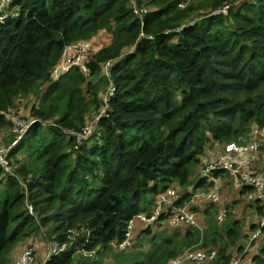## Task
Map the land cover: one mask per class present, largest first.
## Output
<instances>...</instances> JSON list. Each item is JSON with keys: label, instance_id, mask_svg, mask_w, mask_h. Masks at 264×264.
I'll return each instance as SVG.
<instances>
[{"label": "trees", "instance_id": "obj_1", "mask_svg": "<svg viewBox=\"0 0 264 264\" xmlns=\"http://www.w3.org/2000/svg\"><path fill=\"white\" fill-rule=\"evenodd\" d=\"M10 8L0 22V146L18 142L10 169L0 167V264L42 228L72 244L46 264H88L90 253L91 264H127L128 254L131 264H167L191 248L215 254L185 264H264V227L246 245L264 215L247 186L232 185L248 203L246 221L230 206L222 220L206 208L202 227L203 200L189 207L198 227L171 224V207L152 222L135 219L151 217L168 187L183 203L208 186L198 176L184 189L213 143L243 144L264 129V0H12ZM81 41L85 71L51 78L65 46ZM89 128L86 138L73 134ZM258 142L253 166L264 169V136ZM132 220L128 249L112 248Z\"/></svg>", "mask_w": 264, "mask_h": 264}, {"label": "built area", "instance_id": "obj_2", "mask_svg": "<svg viewBox=\"0 0 264 264\" xmlns=\"http://www.w3.org/2000/svg\"><path fill=\"white\" fill-rule=\"evenodd\" d=\"M12 0H0V22H3L6 18L13 16L11 13L10 3ZM225 12V11H224ZM89 47V42L81 41L76 44L66 45L63 53V57L59 65L53 70L51 78H56L60 74L68 71L73 66H78L80 69L85 71L84 61L86 59L87 50ZM108 64L105 66V68ZM114 90L113 87H110L109 94ZM105 111H101L100 114ZM15 120V119H14ZM35 120L29 121L33 123ZM20 124L19 122H17ZM29 124H25L21 130L26 131ZM92 126V125H91ZM17 130V129H15ZM90 131V128L84 133H73L78 138H86L87 133ZM252 137L249 142L246 143H237L229 142L226 144H221L219 149L215 151L209 150L206 154L210 157H204L201 159L203 163V170L199 174V179H203L205 183H210L208 186H204V189L194 195L192 198H201L209 200L212 203H217L219 200L218 192V181H220L215 174L221 172L222 174L227 173L230 177V181L234 187H245L250 188L249 198L251 200H259L264 202V169L254 168L253 161L258 157V147L259 142L258 138L264 136V129L253 128ZM17 140H14L11 144L7 146H0V167L5 170H9L10 166L7 162V152L17 143ZM180 196L177 193L175 187H168L164 192L159 194L157 203L155 206V211L151 217H146L143 214L137 215L135 219H138L142 222H152L156 219L159 214L166 209L171 207L174 211V217L171 218L172 223H179L180 221L184 222L188 226L198 227L196 217L194 212L189 210V207L184 205L180 206ZM225 217L224 211H219L217 218L222 220ZM134 220L130 221L127 224V228L124 234V238L119 243L112 242L110 246L112 248L124 249L130 246L131 244V228L133 226ZM256 224H258L259 229L255 232L247 242V248L250 245L251 239H254L260 229L264 227V215L257 216ZM83 231V229H81ZM72 246L71 243H59L54 241L50 247L49 252L45 258V264L52 256L59 254L62 251L68 250ZM215 252L212 251L208 253L207 251L202 250H192L189 252H184V254L176 257L173 260H170L167 264H183L186 261L191 260H204L205 258H212ZM90 261L88 264H91L97 258V254L90 253L88 255ZM239 258L233 259L230 264H238ZM35 259L33 248H26L21 256L19 257V264H33Z\"/></svg>", "mask_w": 264, "mask_h": 264}, {"label": "rangeland", "instance_id": "obj_3", "mask_svg": "<svg viewBox=\"0 0 264 264\" xmlns=\"http://www.w3.org/2000/svg\"><path fill=\"white\" fill-rule=\"evenodd\" d=\"M103 43H105V40H101L99 42L92 41L90 43V46H92L94 49ZM106 70L107 69L104 70L105 75H107ZM29 101L31 104L34 103L33 97L29 98V100L25 99L18 104L19 108L21 110H23L22 113L26 112L25 107L28 105ZM252 129L249 131L248 135L245 138H243V140H247V141L250 140V138L252 137V133H251ZM220 146H221L220 143H213L211 146L208 147V149L215 151L216 149H219ZM208 149L205 150L204 153L202 154V156L200 158V162L198 164H196V166L191 167L190 174H189L191 182H189V184L187 186H184V189L191 190L190 187L192 186V184L194 182H196L199 174L203 170V163H202L201 159L204 157H207V158L210 157L206 154ZM260 157H261L260 160L264 161V149L263 148H261V150H260ZM254 165H255V162H254ZM228 183L231 184L230 177L228 174H225L222 177V179L220 181H218V184H219V187H218L219 200L217 203H211L210 205H208L209 203L206 201H209V200L201 199V198H195V200H193V202H192V198L194 197V195H196L197 193L201 192L204 189V186H200V187L192 189L190 191L189 198L187 200L183 201V203L180 202V206L186 205V206L190 207L191 205L195 204L196 200H203L200 203L201 206L196 208V210L198 211L197 212V220L202 227L205 225V222H204V218L201 215V212L206 208L210 209L211 212L214 211L215 214L218 213V211H224V214L227 217L226 212H225V208L227 206H230V207H232L233 213H234L236 218H240V219L246 221V219L249 217L248 210H247L248 203L245 204L244 201L237 199V196L234 193V189L232 188V184L229 185ZM171 185L177 186L178 184L174 183ZM227 186H228V191L225 192L227 189ZM144 205L145 204L143 203L142 206H144ZM28 207H30V206L28 205ZM172 217H174V215ZM252 220H254V219L251 217L250 222ZM165 223H168V222H165ZM170 223L173 224L172 222H170ZM184 224L185 223L182 221L177 223V225H184ZM184 227L185 226H182L179 228H184ZM44 232H45V229L42 228L39 231L31 234L27 238H24L22 241L17 243L16 246H14V249L9 253V255L7 257L8 263L10 264V262H11V264H14V263L19 264L18 263L19 257L21 256V254L23 253L25 248H29V247L33 248V246H34L36 249V252H35L36 256H35L33 264H45L44 261H45L46 255L48 254L49 247L54 242V240L51 239V237L53 236L52 233H50L48 236V235H44ZM246 242H247V239H246L245 243ZM192 250H194V249L193 248L187 249L185 252H189ZM202 251H205V250H202ZM83 254L85 255V253H83ZM36 260H38L39 262L37 263ZM125 261L127 264L133 263L132 255L128 254L126 256ZM185 263L186 262H184L183 264H185Z\"/></svg>", "mask_w": 264, "mask_h": 264}, {"label": "crops", "instance_id": "obj_4", "mask_svg": "<svg viewBox=\"0 0 264 264\" xmlns=\"http://www.w3.org/2000/svg\"><path fill=\"white\" fill-rule=\"evenodd\" d=\"M225 174H227V173H225ZM225 174H220L217 178H218L219 180H221L222 177H223Z\"/></svg>", "mask_w": 264, "mask_h": 264}]
</instances>
